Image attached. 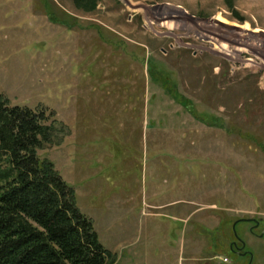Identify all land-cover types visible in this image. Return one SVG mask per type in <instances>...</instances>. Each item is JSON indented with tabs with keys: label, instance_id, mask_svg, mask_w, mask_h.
Masks as SVG:
<instances>
[{
	"label": "rangeland",
	"instance_id": "374dc122",
	"mask_svg": "<svg viewBox=\"0 0 264 264\" xmlns=\"http://www.w3.org/2000/svg\"><path fill=\"white\" fill-rule=\"evenodd\" d=\"M78 1L0 0V93L59 123L38 156L117 264H264V0Z\"/></svg>",
	"mask_w": 264,
	"mask_h": 264
},
{
	"label": "trees",
	"instance_id": "16d2710c",
	"mask_svg": "<svg viewBox=\"0 0 264 264\" xmlns=\"http://www.w3.org/2000/svg\"><path fill=\"white\" fill-rule=\"evenodd\" d=\"M88 1L78 5L92 9ZM56 125L49 110L12 105L0 93V264H116L73 189L37 154L53 143ZM233 249L245 253L242 244Z\"/></svg>",
	"mask_w": 264,
	"mask_h": 264
},
{
	"label": "crops",
	"instance_id": "0c3cea01",
	"mask_svg": "<svg viewBox=\"0 0 264 264\" xmlns=\"http://www.w3.org/2000/svg\"><path fill=\"white\" fill-rule=\"evenodd\" d=\"M210 209H209V213H205L201 218H200V223L203 224L204 226L208 227V229H211L212 231H218L220 229L223 230V222L225 220V216H222L220 213L218 212H227V209H219L217 207H215V205L210 204L209 205ZM216 211V212H214ZM176 218L178 219H182V216L179 215ZM179 221V220H178ZM224 239L225 243L228 245V247L231 249V247H233V243L229 242L227 235L224 234H219V238L215 239L214 242L215 243H219ZM212 241V240H211ZM207 244H205L204 247H208L210 245H208V240L206 241ZM212 242H209V244ZM126 244L128 246L127 249H129L131 247V242H127ZM204 244V243H203ZM202 245H200V241L196 238V237H192L189 239L188 242V248H189V252L192 254H196L198 253V251L202 248ZM169 249V248H168ZM143 251V250H142ZM112 253H114L117 257V261H119V256L117 254L116 251H111ZM193 256V255H192ZM226 258L225 256H221V255H216L214 253H211V257L209 259L211 260H218L219 263L218 264H229V260L227 262H223L222 259ZM132 261V260H130ZM117 264V262H116ZM136 264H141V263H136ZM217 264V263H216Z\"/></svg>",
	"mask_w": 264,
	"mask_h": 264
},
{
	"label": "water",
	"instance_id": "95a60500",
	"mask_svg": "<svg viewBox=\"0 0 264 264\" xmlns=\"http://www.w3.org/2000/svg\"><path fill=\"white\" fill-rule=\"evenodd\" d=\"M242 221H247V222H250V220H249V219H243ZM234 245H235V243H234Z\"/></svg>",
	"mask_w": 264,
	"mask_h": 264
},
{
	"label": "built area",
	"instance_id": "2783aa9c",
	"mask_svg": "<svg viewBox=\"0 0 264 264\" xmlns=\"http://www.w3.org/2000/svg\"><path fill=\"white\" fill-rule=\"evenodd\" d=\"M222 261H223V262H227V259L223 258Z\"/></svg>",
	"mask_w": 264,
	"mask_h": 264
},
{
	"label": "flooded vegetation",
	"instance_id": "af4514ba",
	"mask_svg": "<svg viewBox=\"0 0 264 264\" xmlns=\"http://www.w3.org/2000/svg\"><path fill=\"white\" fill-rule=\"evenodd\" d=\"M236 248V247H235ZM233 251H235L234 249H232Z\"/></svg>",
	"mask_w": 264,
	"mask_h": 264
}]
</instances>
